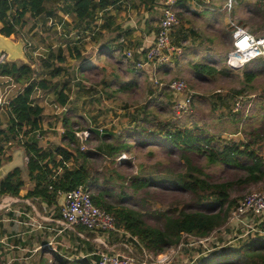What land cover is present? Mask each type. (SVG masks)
I'll return each mask as SVG.
<instances>
[{
    "label": "crops",
    "instance_id": "1",
    "mask_svg": "<svg viewBox=\"0 0 264 264\" xmlns=\"http://www.w3.org/2000/svg\"><path fill=\"white\" fill-rule=\"evenodd\" d=\"M166 1L107 0L108 7L104 10L98 9V19L88 27L75 18L72 0L46 3V11L51 13L50 16H47V13L34 17L26 14L20 26L21 39L17 38L15 41L23 45L20 56L23 60L12 62L30 65L34 80L50 77L54 84V89L38 90L32 95L33 104L42 108V113L40 130L30 135L27 140L33 138L31 141L37 142L42 150L50 145H59L58 134L63 119H66L64 117H70L67 118L69 120H75L74 117H77L81 122L85 120L87 123L85 130H89V133L96 131L101 135L118 136L126 128L138 130L136 118H128L129 112L123 111L122 108L147 103L154 90L150 79L152 75L163 82L183 80L193 97L192 82L198 83L199 87H195V90L200 91L210 86L213 77L224 75V72L219 70L220 68L223 70L224 67L220 65L217 68L214 64L217 59L227 54V51L218 44L230 43L232 49V29L229 26L231 21L256 38L264 36V5L260 4L259 0H246L245 3L241 0H231L229 10L227 9L229 0H178L172 10L180 25L174 30L172 40L176 47L182 48V53L168 66L138 70L125 58L124 53L132 50L136 53L134 58L139 60L153 44L157 23L163 14ZM240 6L243 9H238ZM66 30L69 32L66 33ZM26 41L28 49L24 48ZM71 41H74L80 54L77 59H70L67 56L66 46ZM202 44H213V47L206 46L203 53ZM59 49L65 58L62 63L56 58ZM200 54L201 58L198 61L197 56ZM198 64L215 67L218 74L215 73L212 77L198 74L193 69ZM63 80H67L68 87ZM22 88L8 77L0 76V97L3 100L0 109L6 117V126L9 120L7 103L10 104ZM63 88H69L70 92L67 103L60 105L56 101V93ZM212 88L213 86L209 89ZM159 90L165 92L152 99L154 103H162V100L166 105H170V101L173 103L174 97L167 89ZM215 91L217 94L220 92L219 89ZM90 101L97 109H112L117 116L88 118V114L82 111L81 107H85ZM231 113L239 115L233 113L232 109ZM140 119L142 118L138 119V123ZM6 126H2L1 129ZM99 129L102 131L99 132ZM3 143L1 157L3 153H7L5 145H11L13 142ZM99 150L104 156H108L107 149L101 147ZM10 156L8 150L7 157ZM125 157L122 155L119 160H124ZM58 161L59 157L55 162ZM110 161L107 157L96 159L97 163H101L97 167V172L100 173L106 168L111 174L121 169L119 165H110ZM64 165L68 168L73 167L71 162ZM48 166L52 168L53 164ZM20 172L24 184L19 193L16 196L0 195V264H61V261L68 258L94 264L97 260L96 254L103 251L123 256L140 253L139 239L134 238L139 245L125 240L123 230L120 229V232L111 234L88 232L90 236L81 233L78 228L73 232L65 231L59 224L60 206L57 202L48 204L41 197L29 196L35 183L27 178L26 165L25 171ZM57 172H60V169H57ZM256 219L258 221L251 219L248 221L261 229L259 217ZM227 228L230 233L236 235L233 242L243 239L246 230L243 226L231 224L225 229ZM220 231H222L220 235L223 236V230ZM68 233L76 240L73 248H68ZM183 238L191 241L190 236ZM211 242L213 252L225 248L224 245H220L218 237ZM68 250L70 254L67 253ZM175 257L176 254L167 264H174Z\"/></svg>",
    "mask_w": 264,
    "mask_h": 264
},
{
    "label": "trees",
    "instance_id": "2",
    "mask_svg": "<svg viewBox=\"0 0 264 264\" xmlns=\"http://www.w3.org/2000/svg\"><path fill=\"white\" fill-rule=\"evenodd\" d=\"M60 1L64 0H0V34L7 38L19 36L20 26L26 14L34 17L47 13V16H50L51 13L46 11V3ZM107 7V0H72L75 18L87 27L98 19V9L104 10ZM66 52L70 59H77L80 56L74 41L69 42L66 46ZM56 58L61 63L65 60L61 49L57 50ZM193 69L196 73L208 77H212L215 73L218 74L215 67L207 65L198 64ZM0 76L8 77L23 87L9 104V120L6 128H0V139L3 142L17 140L18 147L24 150L27 158V178L35 183L29 196L41 197L44 202L55 204L58 193H68L79 186H84L90 193L92 203L111 214L118 229L138 238L143 248L154 256L162 254L172 247H178L184 236L196 239L206 238L215 230L225 227L231 210L245 196L239 200L231 198L233 189L259 184L264 187V159L255 149L257 145L264 143V106L261 116V134L250 145L243 142H231L216 148L213 146V139L201 129L174 127L160 133L163 137L161 140H152L151 143L156 144H152V147L165 144L170 147L171 151L180 152L179 159L184 164L185 171L176 173L175 183L181 192L189 194L190 202L186 204L185 208L154 214L158 223L161 224V228H151L144 223L143 213L122 206L125 205V200L138 194L142 188L149 187L151 183L149 180H138L137 177H134L130 179L132 192L123 188L125 178L122 168L124 165L130 164L131 158L121 161L119 158L122 155L126 157L130 155L135 146L122 138L125 130L118 136L101 135L96 131H90L91 136L84 142V145L88 144L90 148L81 150V142L75 136V132L84 131L87 127L86 121L81 122L75 117V120H69L67 118L70 117H64L66 119H63L60 125L61 131L58 134L60 144L50 145L42 150L38 147L37 142L27 140L30 135L40 130L42 113V108L33 104L32 95L38 90L54 89L51 78L44 77L34 80V73L30 65L8 62L0 63ZM256 76V74H246V82L249 83ZM69 92V88H63L57 92L56 101L60 105H65ZM139 125L138 130L128 129V131L136 135L138 140L141 136L142 140L138 141L137 145L149 147L150 140H145L144 135L146 129L140 125L141 131L139 132ZM101 147L108 150V156H104L100 152L99 148ZM1 153L2 149H0V167L3 160L10 161V157L1 158ZM189 154L203 155L208 166L234 167L241 171L242 175L236 176L235 174L231 180L209 183L202 167L193 164L191 159L186 156ZM58 157L60 161L56 163ZM104 157L111 160L110 165H119L121 169L110 174V171L104 168L98 173L97 167L101 163H97L96 159H104ZM69 162L72 163V168L64 165ZM95 163L96 167L93 168ZM49 164H53V167L49 168ZM57 169H60V172H57ZM160 175L159 181L154 180L156 183L170 182L168 174L161 173ZM23 184L21 172L14 170L0 180V195L16 196ZM107 200H112L113 204L107 203ZM116 203L120 206H117ZM198 207L207 208L208 212L200 211ZM261 229L264 230V223ZM78 230L84 234L89 232L83 227H78ZM87 236L90 235L87 234ZM246 241L248 242L240 248L221 253L203 264H264V238L248 237ZM61 264L91 263L68 258L61 261Z\"/></svg>",
    "mask_w": 264,
    "mask_h": 264
},
{
    "label": "rangeland",
    "instance_id": "3",
    "mask_svg": "<svg viewBox=\"0 0 264 264\" xmlns=\"http://www.w3.org/2000/svg\"><path fill=\"white\" fill-rule=\"evenodd\" d=\"M245 3L246 0H241ZM260 4L264 5V0H259ZM240 6L238 9H241ZM243 9V8H242ZM263 10V9H262ZM262 15V14H261ZM69 31L66 30V33ZM19 35L20 32H19ZM10 38H15L12 40ZM12 41H17V37H10ZM227 37L225 36L224 39ZM25 49H28L27 41L24 42ZM203 53L206 50V46L213 47V44H202ZM220 48H224L227 51L226 56L217 59L214 64L217 68L224 67L220 72H224V75H216L210 82V86L204 90L196 91L195 87H199L197 82H192L193 100L191 106L184 114L176 115L172 111V103L166 105L162 100V103H154L152 99L163 95L164 90L153 88L152 97L146 104H136V106H126L123 109L125 112H129L128 118H136V125L145 127L146 133L145 140H150L148 145H137L138 141L142 140L139 136L134 135L126 128L122 134V138L127 143L134 144L131 154L125 157L124 160L131 158L130 164L124 165L122 173L124 175L123 188H126L128 192H132L130 187L131 178L137 177L138 180H149L151 183L149 187L142 188L138 194L125 200L126 208L136 210L143 213L144 223L151 228H161V224L158 223L154 214L174 209L185 208L186 204L190 202V196L188 193L181 192L176 185L175 175L176 173H182L185 171V166L179 159L180 152L171 151L167 145L162 144L156 147L155 143H151L152 140H161L160 133H164L174 127L178 128H198L201 129L208 137L213 139V146L219 147L225 144L236 142L237 140L243 143L252 144L261 134L262 127V112L264 106V57H261L250 64L247 63L241 70H231L226 66V58L231 50L230 43L224 42L218 44ZM27 51V50H26ZM203 55V54H202ZM201 54L197 56L199 61ZM0 59L5 60L6 54H0ZM219 63V64H218ZM246 74H256L257 76L249 83L246 82ZM65 86L67 80H63ZM213 86L212 89H209ZM68 87V86H67ZM219 89L221 93L217 94L215 90ZM236 98H242L245 105L243 112L235 116L231 113L232 104ZM88 103V102H87ZM82 111L88 114V118H115L117 115L112 109H97L91 101L85 106L81 107ZM80 108V109H81ZM77 118V117H75ZM122 118V117H121ZM140 122L138 123V119ZM139 125V132L141 127ZM6 126V117L0 109V128ZM6 128V127H5ZM161 132H160V131ZM239 134L238 136H235ZM140 135V134H138ZM231 136V137H230ZM233 137V138H232ZM33 139L30 137V140ZM35 139V138H34ZM13 142L11 145H5L7 153H3L1 158L5 159L8 156V150L12 153L18 147V141ZM237 143V142H236ZM3 142L0 139V149L3 148ZM90 148V145L86 144L85 149ZM12 149V150H11ZM259 155L264 159V143L257 145ZM153 151V153H150ZM149 152V153H148ZM151 154V155H150ZM189 157L193 164L202 167L203 172L206 175V180L209 183L224 182L231 180L236 176L242 175V172L236 170L234 167H226L223 165L208 166L206 159L203 155H186ZM5 162L4 160L2 163ZM96 167V163L93 168ZM161 173L169 175L170 182L158 184L154 180H158L161 177ZM120 184V181H118ZM264 190L262 184L250 185L243 188H235L231 191V198L239 200L242 196L253 192ZM92 193V190H91ZM109 204H113L112 200L106 201ZM117 206L120 204L116 203ZM198 210L208 212L207 208L198 207ZM227 226L220 230H223V236L221 232H217L215 235L220 241V245H224L220 251H212L210 253L207 250L214 249L212 242L201 244H191L187 238H183L177 247H172L176 251V257L174 258V264H203L208 260L216 258L220 253L231 252L235 249L245 245L247 237H244L238 242L234 241L235 236L233 232L225 229ZM246 232V230H244ZM68 248H73L75 238L69 233L67 234ZM142 245V243L140 242ZM166 252V251H165ZM69 253V250L67 252ZM93 264V263H92Z\"/></svg>",
    "mask_w": 264,
    "mask_h": 264
},
{
    "label": "built area",
    "instance_id": "4",
    "mask_svg": "<svg viewBox=\"0 0 264 264\" xmlns=\"http://www.w3.org/2000/svg\"><path fill=\"white\" fill-rule=\"evenodd\" d=\"M178 0H167L163 14L159 18L157 23V33L153 44L143 54V56L136 60L134 56L136 53L132 50H127L124 53L125 58L132 63V65L138 70H144L145 68L154 69L160 66H166L171 64L182 53V48L176 47L173 43V32L180 25V21L172 8ZM231 8V0L228 1L227 9ZM232 29V49L228 53L226 66L231 70H241L243 66L255 59L264 57V36L255 37L238 26L235 22L229 23ZM5 60L0 59V63H4ZM153 88L167 89L174 97L172 103V111L176 115L184 114L187 112L191 105L192 97L186 83L181 79H173L169 82H163L156 76L150 78ZM220 93V92H218ZM3 103L0 97V104ZM244 101L242 98H236L232 111L239 114L244 108ZM7 106L9 104L7 103ZM102 129H99L101 132ZM75 136L81 142V150L85 149L84 142L90 136L89 130L75 132ZM27 161V158L25 159ZM61 194H58V196ZM65 199L63 206L59 207L60 220L59 224L65 231L73 232L78 227L87 229L90 233L96 234H111L116 233L119 229L116 227L114 217L96 207L92 203V199L88 189L84 186H79L77 189L68 193H64ZM259 224L264 223V191H253L245 195L240 199L236 206L231 210L228 218L227 226L234 224L236 226H243L246 229L244 237H263L264 230L255 225H251L248 219L258 221ZM120 232V231H119ZM219 230H215L206 238H190L191 244H201L211 242L215 239V235ZM125 236V240L133 241L139 245L129 233H122ZM189 237V236H188ZM241 238V239H242ZM139 254L131 253L129 255H120L118 253H111L103 251L97 253V260L94 264H167L175 256L176 251L174 248L168 249L166 252L159 255H152L147 252L143 246L139 245ZM220 248V247H216ZM214 249L207 250L208 253Z\"/></svg>",
    "mask_w": 264,
    "mask_h": 264
},
{
    "label": "water",
    "instance_id": "5",
    "mask_svg": "<svg viewBox=\"0 0 264 264\" xmlns=\"http://www.w3.org/2000/svg\"><path fill=\"white\" fill-rule=\"evenodd\" d=\"M18 39H21L20 36H17ZM21 45L22 43H15L7 37H4L0 34V54H6L5 62L13 63L12 61L23 60L21 58ZM23 46V45H22ZM25 46V44H24ZM26 64V63H21ZM25 152L22 149H16L11 153L10 161L2 164L0 167V180L5 178L9 173L14 170H24L25 171ZM65 195L61 194L57 197L56 202L58 206H63Z\"/></svg>",
    "mask_w": 264,
    "mask_h": 264
}]
</instances>
